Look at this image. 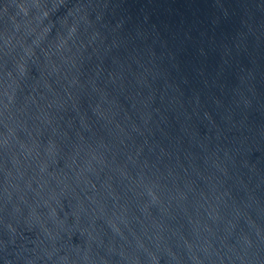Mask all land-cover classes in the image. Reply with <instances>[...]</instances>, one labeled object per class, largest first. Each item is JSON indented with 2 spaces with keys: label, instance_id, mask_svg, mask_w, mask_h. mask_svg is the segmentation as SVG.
<instances>
[{
  "label": "water",
  "instance_id": "95a60500",
  "mask_svg": "<svg viewBox=\"0 0 264 264\" xmlns=\"http://www.w3.org/2000/svg\"><path fill=\"white\" fill-rule=\"evenodd\" d=\"M0 264H264V0H0Z\"/></svg>",
  "mask_w": 264,
  "mask_h": 264
}]
</instances>
